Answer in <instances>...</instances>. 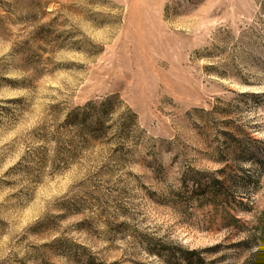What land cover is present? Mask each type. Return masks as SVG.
I'll return each instance as SVG.
<instances>
[{
  "label": "rangeland",
  "instance_id": "rangeland-1",
  "mask_svg": "<svg viewBox=\"0 0 264 264\" xmlns=\"http://www.w3.org/2000/svg\"><path fill=\"white\" fill-rule=\"evenodd\" d=\"M182 251L264 264V0H0V264Z\"/></svg>",
  "mask_w": 264,
  "mask_h": 264
},
{
  "label": "trees",
  "instance_id": "trees-1",
  "mask_svg": "<svg viewBox=\"0 0 264 264\" xmlns=\"http://www.w3.org/2000/svg\"><path fill=\"white\" fill-rule=\"evenodd\" d=\"M222 181H216L215 183H214V185H216V188L217 187H220V186H222ZM214 194V195H213ZM212 196H213V198H216V197H218V194L217 193H215V191H213L212 192ZM182 253H183V259L185 260V263L186 264H205L204 262H203V260L201 259V257L198 255V253H197V251H191V252H189V251H182ZM175 255V252L174 251H169V253H168V255H167V257H168V259H167V262L169 263V262H171V259H169L171 256H174ZM251 264H260V262L259 261H253Z\"/></svg>",
  "mask_w": 264,
  "mask_h": 264
}]
</instances>
